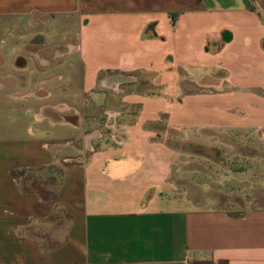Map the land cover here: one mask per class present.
Here are the masks:
<instances>
[{
    "label": "crops",
    "instance_id": "0c3cea01",
    "mask_svg": "<svg viewBox=\"0 0 264 264\" xmlns=\"http://www.w3.org/2000/svg\"><path fill=\"white\" fill-rule=\"evenodd\" d=\"M0 264H264V0H0Z\"/></svg>",
    "mask_w": 264,
    "mask_h": 264
},
{
    "label": "rangeland",
    "instance_id": "374dc122",
    "mask_svg": "<svg viewBox=\"0 0 264 264\" xmlns=\"http://www.w3.org/2000/svg\"><path fill=\"white\" fill-rule=\"evenodd\" d=\"M190 153H191L190 156L196 155V152L194 151ZM238 153L239 155L235 151H226L222 149V150H218L217 152H215V155L213 152H210L209 154L211 156H214L213 158L211 156L208 157L207 155L198 153L200 154V156H203L205 158L204 166H205L206 175L209 176V179L212 180V178H214V181H217V182L216 183L206 182L205 184H203V186L199 184V187H197V185L193 183L186 184L184 181L179 180L175 183V188H176L175 192L180 193L181 190H183V191H186V193L184 194L186 195L188 194L189 189H190L192 193L195 195L197 193L196 190H199L198 192L199 196L201 195V193L203 195H206L209 198H212L213 196H221L223 197L224 202L240 201L241 203H243L245 202V200L247 201L249 199L253 200V196L260 197V195H262L259 190L260 182H258V184H254V186L251 187L252 191L250 193L248 192V188L245 184V179L237 178V180L239 181L235 180V183H231V182L230 183H218L216 176H219V174L222 175V179H224L223 176L228 177L229 174L233 175L232 173L236 175L239 171L244 172L245 165H244L243 160L245 158L244 157L245 152L243 150H239ZM212 161L217 166H219V169L216 170L217 167L215 168L211 166L213 164ZM45 184L47 188H49V186L52 187L51 178L48 179L46 177ZM255 185L257 187H255ZM220 191L221 192L224 191L225 195H222ZM231 195L234 196L233 200L231 198ZM187 196H189V194ZM257 202L258 203L261 202V199H257Z\"/></svg>",
    "mask_w": 264,
    "mask_h": 264
},
{
    "label": "flooded vegetation",
    "instance_id": "af4514ba",
    "mask_svg": "<svg viewBox=\"0 0 264 264\" xmlns=\"http://www.w3.org/2000/svg\"><path fill=\"white\" fill-rule=\"evenodd\" d=\"M73 52V51H70V53Z\"/></svg>",
    "mask_w": 264,
    "mask_h": 264
}]
</instances>
